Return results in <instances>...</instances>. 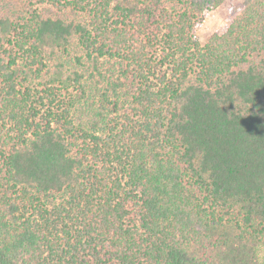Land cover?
<instances>
[{
	"label": "trees",
	"instance_id": "obj_1",
	"mask_svg": "<svg viewBox=\"0 0 264 264\" xmlns=\"http://www.w3.org/2000/svg\"><path fill=\"white\" fill-rule=\"evenodd\" d=\"M261 249L264 0H0V264Z\"/></svg>",
	"mask_w": 264,
	"mask_h": 264
},
{
	"label": "rangeland",
	"instance_id": "obj_2",
	"mask_svg": "<svg viewBox=\"0 0 264 264\" xmlns=\"http://www.w3.org/2000/svg\"><path fill=\"white\" fill-rule=\"evenodd\" d=\"M243 0H236L237 3ZM227 16V10L224 7L209 11L203 22L196 28V34L202 44H205L209 37L218 30L224 23ZM261 260L264 258V251L259 250Z\"/></svg>",
	"mask_w": 264,
	"mask_h": 264
}]
</instances>
